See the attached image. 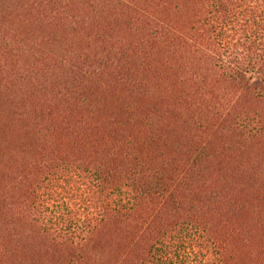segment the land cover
<instances>
[{"label": "trees", "instance_id": "1", "mask_svg": "<svg viewBox=\"0 0 264 264\" xmlns=\"http://www.w3.org/2000/svg\"><path fill=\"white\" fill-rule=\"evenodd\" d=\"M0 264H264V0H0Z\"/></svg>", "mask_w": 264, "mask_h": 264}]
</instances>
